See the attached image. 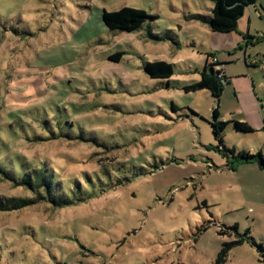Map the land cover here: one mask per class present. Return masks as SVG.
<instances>
[{
    "label": "rangeland",
    "instance_id": "obj_1",
    "mask_svg": "<svg viewBox=\"0 0 264 264\" xmlns=\"http://www.w3.org/2000/svg\"><path fill=\"white\" fill-rule=\"evenodd\" d=\"M124 7L154 19L107 30L103 12ZM212 8L0 0V166L16 179L45 170L55 196L73 199L55 208L46 187L0 172V204L42 199L0 211V264H215L224 245L223 264H264V170H230L210 125L218 104L223 145L264 156V0L228 34L200 19ZM208 56L225 65L219 103L185 90ZM154 61L173 65L169 86L145 73Z\"/></svg>",
    "mask_w": 264,
    "mask_h": 264
},
{
    "label": "trees",
    "instance_id": "obj_2",
    "mask_svg": "<svg viewBox=\"0 0 264 264\" xmlns=\"http://www.w3.org/2000/svg\"><path fill=\"white\" fill-rule=\"evenodd\" d=\"M213 3L211 15L200 19L206 23L213 33L228 34L237 31L238 24L244 16L245 10L250 6H256L257 0H210ZM154 19L145 11L137 10L129 7H124L117 12L104 11L102 20L107 30L111 32H126L132 33L140 30L148 21ZM154 40H161L153 37ZM124 53H115L110 57L112 62H119ZM210 56L206 60L204 68L200 71V80L193 82L185 87L186 91H207L219 103L222 97L226 81V71L222 68L225 66L218 60L210 62ZM144 71L150 79L165 81L166 86L170 85L171 78L174 75L173 65L164 61L146 62ZM230 121H222L218 104L213 110V121L210 123L212 133L216 141L223 148L219 149V153L227 161V167L230 170H238L241 165L258 163L261 169L264 170V156L260 153L257 156L250 152H236L235 149H228L223 145L226 129ZM234 128L238 132L253 133L254 129L246 122H234ZM0 172L11 182L20 183L26 187L35 189L39 186L46 187L48 193V202L55 208L67 206L73 203V199L68 196H55V185L53 184L52 175L47 174L45 170L34 172L33 174L24 175L19 179L8 176L6 170L0 166ZM39 185H38V183ZM35 186V187H34ZM42 199L27 198V199H9L1 202L0 211L19 210L28 206L35 205ZM45 201V200H44ZM232 246L224 245L219 252L215 264L225 263L228 252Z\"/></svg>",
    "mask_w": 264,
    "mask_h": 264
},
{
    "label": "built area",
    "instance_id": "obj_3",
    "mask_svg": "<svg viewBox=\"0 0 264 264\" xmlns=\"http://www.w3.org/2000/svg\"><path fill=\"white\" fill-rule=\"evenodd\" d=\"M213 62H215V60Z\"/></svg>",
    "mask_w": 264,
    "mask_h": 264
}]
</instances>
